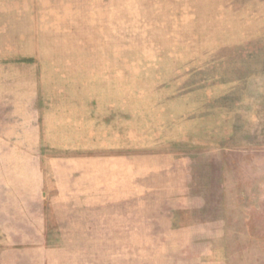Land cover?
<instances>
[{
    "label": "rangeland",
    "instance_id": "374dc122",
    "mask_svg": "<svg viewBox=\"0 0 264 264\" xmlns=\"http://www.w3.org/2000/svg\"><path fill=\"white\" fill-rule=\"evenodd\" d=\"M0 264H264V0H0Z\"/></svg>",
    "mask_w": 264,
    "mask_h": 264
}]
</instances>
